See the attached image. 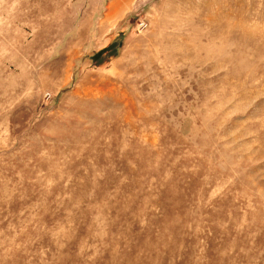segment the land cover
<instances>
[{"label":"rangeland","instance_id":"374dc122","mask_svg":"<svg viewBox=\"0 0 264 264\" xmlns=\"http://www.w3.org/2000/svg\"><path fill=\"white\" fill-rule=\"evenodd\" d=\"M0 264H264V0H0Z\"/></svg>","mask_w":264,"mask_h":264}]
</instances>
